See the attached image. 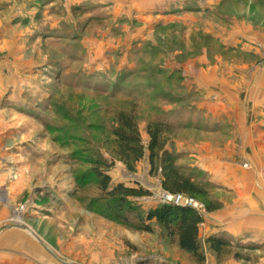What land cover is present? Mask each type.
I'll return each instance as SVG.
<instances>
[{"label": "rangeland", "instance_id": "374dc122", "mask_svg": "<svg viewBox=\"0 0 264 264\" xmlns=\"http://www.w3.org/2000/svg\"><path fill=\"white\" fill-rule=\"evenodd\" d=\"M70 2L0 0V230L59 264H264L260 235L226 231L264 212V0H119L117 14ZM121 110H135L146 148L134 171L113 154ZM156 119L183 124L167 149L210 184L195 199L203 261L154 222L133 233L101 215L96 160L114 163L113 186L150 192L133 200L143 214L162 204L148 158Z\"/></svg>", "mask_w": 264, "mask_h": 264}, {"label": "trees", "instance_id": "16d2710c", "mask_svg": "<svg viewBox=\"0 0 264 264\" xmlns=\"http://www.w3.org/2000/svg\"><path fill=\"white\" fill-rule=\"evenodd\" d=\"M118 127L112 131L114 139L113 154L127 168L134 171L137 164L146 157V148L142 144L140 132L136 123L135 110L117 113ZM184 127L182 123L175 124L156 119L148 126L150 143L148 146L151 174H160L162 188L171 195H183L194 199L209 197L210 184L201 178V174L193 169L179 165L181 156L167 149V136H175L176 131ZM91 181L98 190L106 196L108 204L101 215L107 220L117 223L133 233L152 234L156 223L163 229L166 236L181 250L203 261L200 227L204 217L197 210L174 204H160L156 208L142 213L133 200L148 197L150 192L143 188L128 187L122 183L111 184L108 175L114 163L104 160L93 161ZM210 204L208 211H214ZM207 244L220 259L230 256L228 252L232 244L223 238L210 237Z\"/></svg>", "mask_w": 264, "mask_h": 264}, {"label": "crops", "instance_id": "0c3cea01", "mask_svg": "<svg viewBox=\"0 0 264 264\" xmlns=\"http://www.w3.org/2000/svg\"><path fill=\"white\" fill-rule=\"evenodd\" d=\"M71 1L72 5H90L93 3L100 5H109L111 4L114 9V13H119V0H67ZM70 5V4H69ZM215 77V75H212ZM211 76V77H212ZM198 83V82H197ZM199 88L202 89L201 84ZM212 93V88H209ZM201 107L206 108L207 111L211 110L209 103L204 105L200 104ZM199 105V108H200ZM212 116V115H211ZM255 132V129L251 128L248 132ZM264 206V202H263ZM250 219L254 218L253 223L250 224V227L247 229L248 224L244 223L241 227L235 228L234 223L231 222L227 224L226 231L232 235L236 234H246L251 233L250 231L254 230V236L260 235L262 240H264V212L258 214H253ZM2 221L0 220V225ZM245 225V226H244ZM249 230V231H247ZM259 232V233H258ZM8 233V234H7ZM16 250V251H13ZM0 264H59V261L49 254H45L41 246L37 245L34 241L23 239L20 234L12 233L11 231L0 233Z\"/></svg>", "mask_w": 264, "mask_h": 264}, {"label": "built area", "instance_id": "2783aa9c", "mask_svg": "<svg viewBox=\"0 0 264 264\" xmlns=\"http://www.w3.org/2000/svg\"><path fill=\"white\" fill-rule=\"evenodd\" d=\"M162 204H174L181 207H190L198 212H201L203 206L200 205L194 198L186 197L183 195H171L164 191L161 196Z\"/></svg>", "mask_w": 264, "mask_h": 264}, {"label": "water", "instance_id": "95a60500", "mask_svg": "<svg viewBox=\"0 0 264 264\" xmlns=\"http://www.w3.org/2000/svg\"><path fill=\"white\" fill-rule=\"evenodd\" d=\"M10 227H8V226H6V227H4L2 230H0V232H2L3 230H7V229H9Z\"/></svg>", "mask_w": 264, "mask_h": 264}]
</instances>
